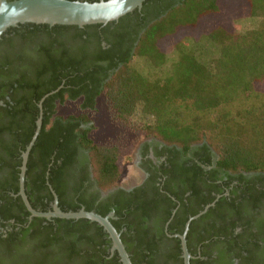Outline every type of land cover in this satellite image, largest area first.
Returning a JSON list of instances; mask_svg holds the SVG:
<instances>
[{
	"label": "trees",
	"instance_id": "trees-1",
	"mask_svg": "<svg viewBox=\"0 0 264 264\" xmlns=\"http://www.w3.org/2000/svg\"><path fill=\"white\" fill-rule=\"evenodd\" d=\"M228 2L242 5L236 17L258 18L259 25L236 33L222 24L217 17L226 13ZM132 36L134 52L120 57L117 68L113 51ZM203 37L219 47L208 63L184 43ZM101 41L108 45L104 50ZM70 42L95 43L98 51L65 55L62 48ZM170 49L177 57L162 77L152 78L132 64L142 59L150 69H162ZM101 61L110 62L113 72L97 78L102 67L95 64ZM97 100L113 121L130 127L131 143L151 136L184 153L197 144L202 164L208 166L210 152L215 153V169L173 165L147 197L135 188L99 202L84 198L66 173L76 138L89 150L99 189L115 186L121 161L131 159L120 139L103 142L91 135V126L78 128L91 122ZM66 101L78 102L79 111L59 113ZM39 103L42 124L24 179L35 210L51 209L53 191L63 211L84 207L105 216L113 210L110 221L132 264H182L176 235L213 203L189 222V264H264V187H255L256 180L264 181V0H145L140 9L106 24L23 23L1 36L0 264H122L98 223L30 217L18 195L21 154L34 133ZM218 171L227 175L223 185L214 182ZM234 180L224 194L223 186ZM153 215L157 220L150 226ZM164 245L170 248L162 250Z\"/></svg>",
	"mask_w": 264,
	"mask_h": 264
},
{
	"label": "water",
	"instance_id": "water-1",
	"mask_svg": "<svg viewBox=\"0 0 264 264\" xmlns=\"http://www.w3.org/2000/svg\"><path fill=\"white\" fill-rule=\"evenodd\" d=\"M144 1L145 0H98L95 2L80 0H0V38L8 28L23 23L48 24L50 26L55 24L76 25L79 27L88 24H106L110 21L117 20L134 9H140ZM47 95L48 94L45 96ZM38 106L39 116L35 122L36 126L31 140L27 144L25 151L21 154V165L18 178V194L30 213V217H43L46 219L84 218L96 222L103 227L111 240L110 251L112 253L117 251L122 264H132L130 256L120 238V232L115 229L110 221V219L114 217L113 211L105 216L94 211H87L84 208H80L77 211H63L58 206L57 195L54 191L51 209L47 211H38L31 206L25 193L24 179L28 154L40 132L42 124L41 103H39ZM212 204L213 203L206 205L201 212L191 216L185 223L183 234L177 235L181 240L184 264H189V259L191 257L185 242V235L188 230L189 222L206 211Z\"/></svg>",
	"mask_w": 264,
	"mask_h": 264
},
{
	"label": "flooded vegetation",
	"instance_id": "flooded-vegetation-1",
	"mask_svg": "<svg viewBox=\"0 0 264 264\" xmlns=\"http://www.w3.org/2000/svg\"><path fill=\"white\" fill-rule=\"evenodd\" d=\"M140 32L138 34V37ZM138 39V38H137ZM137 44V40H134V36L122 38V42L116 45V48L113 51V59L114 63H118L119 68L122 65V61L119 60L120 57L132 55L135 49V45ZM99 46L102 50L108 47L105 44V41H101ZM98 46L95 43H88V44H81V43H74L70 42L63 47L61 52L65 55L69 56H76L77 54H81L83 49L85 48L86 51L90 53H94L98 51ZM66 48V49H65ZM110 64L107 62H96V66H101L102 69L97 70V78H103L110 75L113 72V67H108ZM115 68V69H117ZM108 75V76H109ZM73 78V75H71ZM67 96V95H66ZM73 123V121H71ZM89 124V123H88ZM88 124L80 123L78 128H85ZM74 133H77V129L74 130ZM197 144H193L187 152H183L181 148L176 147V151L173 152L171 145H165L163 142L157 140L153 137H147L140 142L134 148L132 153V160L133 165L136 170L134 180L129 181L128 185L117 183L115 186L102 190L99 189L94 181V175L92 172V166L90 163L89 158V150L86 149L80 142L79 139L76 138L74 142L70 146V155H72L71 160L67 163L68 167L66 168V173L68 175L69 184L72 186H76L79 188V193L84 198L90 199L94 198L96 202H99L102 199L108 197L109 194H113L115 191L122 190L124 192H131L135 188H139L144 192L146 197L149 195V189L155 186H158L160 182H163V179L166 178L163 175V171L169 170L172 168L173 165H192L196 163L197 165L203 167L204 170L215 169L216 165V155L214 152H210L209 155V165H204L199 161L198 156L202 155L200 153ZM216 176L214 182L217 184L223 185L226 182L227 175L223 172L218 171L216 172ZM247 176V179L252 178L253 174L251 173H244ZM156 178V179H155ZM153 180V182H151ZM255 182V187L259 188L260 186L264 187V181L258 179ZM237 184V180H234L229 183V186H223L224 194H228L231 189ZM19 195V194H18ZM118 197H122L119 195ZM218 197V196H216ZM216 199V198H215ZM264 201V199H261ZM53 201L51 203L52 208ZM84 208V207H81ZM113 210H110L111 212ZM108 212V213H109ZM174 212V211H173ZM107 213V214H108ZM157 216L153 215L147 221V223L152 226L156 222ZM167 224L168 221L165 223L164 232H167ZM168 237L174 236L171 234L166 233ZM176 235V234H175ZM178 235V234H177ZM176 235V236H177ZM186 236V235H185ZM180 239V238H179ZM186 242V240H185ZM181 245V240H180ZM187 247V246H186ZM170 248L169 245L162 246V250H166ZM198 249V248H197ZM183 251L181 246V254L180 257L182 258V264H184L183 259ZM191 258V257H190Z\"/></svg>",
	"mask_w": 264,
	"mask_h": 264
},
{
	"label": "rangeland",
	"instance_id": "rangeland-1",
	"mask_svg": "<svg viewBox=\"0 0 264 264\" xmlns=\"http://www.w3.org/2000/svg\"><path fill=\"white\" fill-rule=\"evenodd\" d=\"M229 7L225 10V14H221L217 17L218 20L222 21V24L230 26L236 33H241L249 29H253L259 25L258 18L251 17H236L238 11L240 10V3L235 5L233 2H228ZM236 6V7H235ZM225 16V17H224ZM210 24V23H209ZM208 24V25H209ZM195 36V35H194ZM185 47L187 50L193 52L201 61L208 63L214 57L217 56L219 47L216 43L210 41L208 38H201L198 41L185 40ZM177 53L175 50L170 49L167 53V60L163 68L161 69H150L145 60H136L134 64L136 67L140 68L143 72L149 74L153 77H162L169 70L170 63L175 60ZM258 87H260L258 85ZM78 102H64L58 107V112L61 114H70L79 111ZM91 122L88 126L92 127L91 135L100 141H117L120 139L124 144L122 148L124 151H130L131 159L128 161H121V176L118 183L128 185L129 181L134 180L135 168L132 160V153L135 146L141 140L131 143V129L127 125H123L120 122H115L111 119L106 105L103 101L97 100L95 109L91 112ZM147 138V137H146Z\"/></svg>",
	"mask_w": 264,
	"mask_h": 264
}]
</instances>
